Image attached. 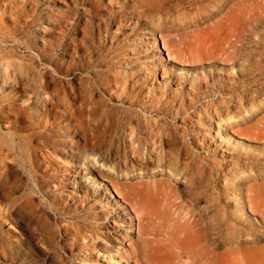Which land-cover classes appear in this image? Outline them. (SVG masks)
Masks as SVG:
<instances>
[{
	"label": "rangeland",
	"instance_id": "374dc122",
	"mask_svg": "<svg viewBox=\"0 0 264 264\" xmlns=\"http://www.w3.org/2000/svg\"><path fill=\"white\" fill-rule=\"evenodd\" d=\"M236 1L0 0V264L150 263L114 183L149 171L192 206L198 168L201 206L218 196L246 262L264 264V215L248 203L264 175V0L243 17Z\"/></svg>",
	"mask_w": 264,
	"mask_h": 264
},
{
	"label": "bare ground",
	"instance_id": "6f19581e",
	"mask_svg": "<svg viewBox=\"0 0 264 264\" xmlns=\"http://www.w3.org/2000/svg\"><path fill=\"white\" fill-rule=\"evenodd\" d=\"M234 6L236 7L237 14L239 15V16L235 15V17L236 16L243 17L244 13H246L245 12L246 11L245 10L246 9V0H237L235 2ZM262 7L264 8V6H262ZM248 19L250 20V18H248ZM253 21H255V20L253 19ZM243 22H244V20H243ZM240 24H241V22L238 20L233 21L232 23L229 24V27H228L229 30L226 33H229V35L230 34L233 35L235 33V31L237 33V29L239 28ZM241 37H243V36H241ZM227 38H228V36H227ZM231 38H232V36H231ZM224 39H226V38H224ZM226 41H228V43H229V41H233V40L228 39ZM221 43H219V44H221ZM241 43H244V42H241ZM207 44H208V41H207ZM225 45L227 46V43L224 44V46ZM233 47H231V48H233ZM228 48L229 47L227 46V49ZM239 48H241V46ZM233 49H235V47ZM220 50H219V52H222ZM236 53H237V51H236ZM215 54L216 53L211 54V55L213 56ZM225 54H223V55H225ZM217 56H218V54H217ZM232 56H235V55H232ZM230 58H228V59H230ZM208 60H209V58H208ZM5 83H8V81ZM45 85L47 87L48 83L46 82ZM19 87H21V86H19ZM24 87H26V86L24 85ZM17 89H19V88H17ZM17 89H16V92H17ZM13 92H15V91H13ZM8 95H10V94H8ZM25 98H26V96H25ZM5 99L6 98H4V100ZM4 100L2 99V101H4ZM27 100H28V98H27ZM45 113H47L46 110L45 111L38 110V112H37V114H39L41 116L44 115ZM123 115H124V113H123ZM119 117L121 118V116H119ZM32 118H33V115H32ZM123 119L125 120L126 124L131 125V126L134 123L135 124L137 123L136 124L137 126H139V124H140L139 118H136V116L133 114L132 115L126 114ZM248 119H250V118H248ZM42 123H43V121H42ZM255 128H256L257 133H254V134L256 135L257 139L262 138V140H264V118L258 120V122L255 124ZM35 129H38V128L35 127ZM39 131L42 132V130H39ZM77 132H79V130ZM253 132H254V130H253ZM33 134H35V133H33ZM66 135H67V133H66ZM164 135H167V134H164ZM169 136H171V135H169ZM83 137H84V135H83ZM26 138H29L28 135ZM31 140H33V139H31ZM134 143H135V141H132V145H134ZM166 143L169 146L170 145H172V146L177 145L172 139L167 140ZM65 144H66V142H65ZM63 146H65V145H63ZM84 148L86 150H88L90 153H98V151H99V148H98L96 142L91 143L89 141V138H86ZM179 151H180V149H179ZM84 155H85V153H84ZM147 163H149L148 160L140 161L141 165H145ZM258 168L259 167H257V169ZM205 171H207V170H205ZM207 173H208V171H207ZM196 175L200 176V179H202L201 176L204 175V170H202V169L199 170V168H198L197 172H195L194 174H191L193 179L191 178L188 182V183H191V185L190 186L188 185V186H189V189L191 191V196H192L191 202H192L193 207L191 206V203L190 204L188 203L185 205L184 200L180 201V199H182V197L180 196V193L178 192L175 184L174 185L171 184V182H169L166 179L158 178V176L156 174H154V173L151 174V172H149V171H147V172L145 171V176H143V177H141V176L134 177L133 182L131 181V183L128 182L127 178H124L125 184L122 186H119L118 184H116V182L114 183L118 194L120 193L124 198L128 199L129 202L133 205L135 212L137 213V215L139 217L138 220H139L140 224H142V230L140 231L139 242L141 241L142 244L149 247L151 252H150V255L149 254L148 255H149V258H151L153 260L147 264H174V263L179 264L180 262H183V260L190 261V262H188L189 264H199V263H201V264H250V263L246 262L247 261L246 260V253L242 252L243 249H240L241 248L240 243H242V240L240 241L239 238L240 237L244 238V234H246V232L243 230H240V229L238 231L236 230L237 231L236 232L235 231L236 228H234L235 224H234V227L231 225L232 224V222L230 221L231 218L229 219V217H228L227 219L226 218L224 219L223 216H221L222 215L221 211L223 213V210H222L223 207L220 206V208H222L220 210L219 205H221L220 204L221 202L218 204V200H219V199H217L218 196H216V198L214 200L208 201L209 205L206 208L201 206V204L203 203V200H204L203 199L204 198L203 197V193H204L203 189H205L207 187L205 181L208 178L206 180H203V179H205V178H203L202 179L203 181L198 179L197 182H195ZM261 180H263V181L257 189L256 188L254 189V186L251 185V186H253V189H249L250 193L248 196L249 197L248 203H249L250 208L254 212H258V213L264 215V175L262 176ZM216 186H217V184H216ZM196 189L199 190L198 193H196ZM254 190H255V192H254ZM204 191H206V190H204ZM205 199H206V197H205ZM20 206H22V205H20ZM223 214L226 215V213H223ZM12 216L13 215H11V218H12ZM229 221L231 223H229ZM246 242H247V240H246ZM242 245H243V243H242ZM254 259H255V257L253 258V260Z\"/></svg>",
	"mask_w": 264,
	"mask_h": 264
}]
</instances>
